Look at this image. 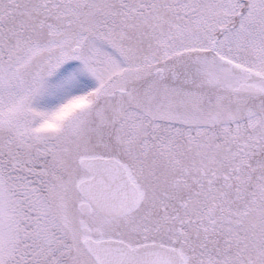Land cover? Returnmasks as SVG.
Instances as JSON below:
<instances>
[{
  "label": "snow or ice",
  "instance_id": "snow-or-ice-1",
  "mask_svg": "<svg viewBox=\"0 0 264 264\" xmlns=\"http://www.w3.org/2000/svg\"><path fill=\"white\" fill-rule=\"evenodd\" d=\"M0 264H264V0H0Z\"/></svg>",
  "mask_w": 264,
  "mask_h": 264
},
{
  "label": "rangeland",
  "instance_id": "rangeland-1",
  "mask_svg": "<svg viewBox=\"0 0 264 264\" xmlns=\"http://www.w3.org/2000/svg\"><path fill=\"white\" fill-rule=\"evenodd\" d=\"M78 66V62H69L68 64L64 65L60 70L58 75L59 76H67L72 73ZM82 80H86V77H81Z\"/></svg>",
  "mask_w": 264,
  "mask_h": 264
}]
</instances>
